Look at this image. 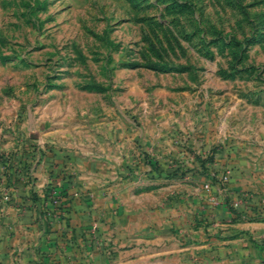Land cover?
<instances>
[{
  "label": "crops",
  "instance_id": "obj_1",
  "mask_svg": "<svg viewBox=\"0 0 264 264\" xmlns=\"http://www.w3.org/2000/svg\"><path fill=\"white\" fill-rule=\"evenodd\" d=\"M96 106L0 143V264H264L263 134Z\"/></svg>",
  "mask_w": 264,
  "mask_h": 264
},
{
  "label": "rangeland",
  "instance_id": "obj_2",
  "mask_svg": "<svg viewBox=\"0 0 264 264\" xmlns=\"http://www.w3.org/2000/svg\"><path fill=\"white\" fill-rule=\"evenodd\" d=\"M115 99L264 135V0H0V143Z\"/></svg>",
  "mask_w": 264,
  "mask_h": 264
},
{
  "label": "built area",
  "instance_id": "obj_3",
  "mask_svg": "<svg viewBox=\"0 0 264 264\" xmlns=\"http://www.w3.org/2000/svg\"><path fill=\"white\" fill-rule=\"evenodd\" d=\"M230 176V171L228 170V171H226V173L221 177V183L223 184V185H225L228 181H229V177ZM205 188L207 189V190H209L210 189V185L209 184H206L205 185ZM246 197V195H238V198H235V199H232L231 201H230V203L228 204L229 205V208L232 210V209H234V210H237V209H240L241 208V206H242V203H243V199ZM5 198L6 199H8L9 198V195H6L5 196ZM262 205V206H261ZM261 205H260V209L259 210H261V208L262 207H264V199H262L261 200Z\"/></svg>",
  "mask_w": 264,
  "mask_h": 264
},
{
  "label": "trees",
  "instance_id": "obj_4",
  "mask_svg": "<svg viewBox=\"0 0 264 264\" xmlns=\"http://www.w3.org/2000/svg\"><path fill=\"white\" fill-rule=\"evenodd\" d=\"M234 210V209H233ZM236 211V210H235Z\"/></svg>",
  "mask_w": 264,
  "mask_h": 264
}]
</instances>
